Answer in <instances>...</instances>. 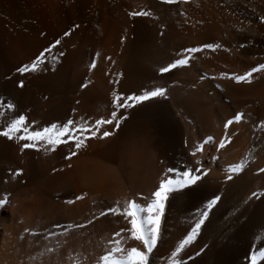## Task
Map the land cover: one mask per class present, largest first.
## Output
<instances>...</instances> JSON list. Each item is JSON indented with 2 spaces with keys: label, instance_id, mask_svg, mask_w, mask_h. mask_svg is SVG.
Masks as SVG:
<instances>
[{
  "label": "bare ground",
  "instance_id": "6f19581e",
  "mask_svg": "<svg viewBox=\"0 0 264 264\" xmlns=\"http://www.w3.org/2000/svg\"><path fill=\"white\" fill-rule=\"evenodd\" d=\"M41 52L36 71H17ZM156 87L163 96L112 104ZM0 105V131L18 115L29 132L123 116L78 150L0 136V264L144 251L122 213L134 201L145 215L160 181L184 170L200 179L163 201L147 264H264V0H0Z\"/></svg>",
  "mask_w": 264,
  "mask_h": 264
},
{
  "label": "snow or ice",
  "instance_id": "6c2138e0",
  "mask_svg": "<svg viewBox=\"0 0 264 264\" xmlns=\"http://www.w3.org/2000/svg\"><path fill=\"white\" fill-rule=\"evenodd\" d=\"M164 3H174L175 0H163ZM130 15H149V13L140 11L130 13ZM69 33L65 32L64 35L67 36ZM43 35V34H42ZM59 44L60 41L57 40L55 42ZM206 47H212V45H206ZM48 49H45V52ZM187 51L195 52L197 51L195 48L189 49ZM44 56V52H41L35 60L30 65H25L17 69L20 73H25L29 71H36L37 65L43 63L42 57ZM188 63V58L183 57L175 60L172 63L167 64V66L161 67L159 72L161 74L169 72L171 69L177 66H184ZM250 74H246L244 76H236L233 79L237 81H243L248 78ZM18 87H23V81H20ZM83 87V85H82ZM165 89L163 87H156L150 91L144 92L142 95H129L127 97H117L112 100V104L114 107H118L121 109H127L132 107L134 104L149 100L150 98H154L157 96H163ZM3 105H0L2 107ZM8 109L11 110L13 108L12 104H9ZM111 119H96L93 124L89 125L88 121H82L81 123H76L73 119H68L66 122L58 125L56 123H52L47 127L29 132L28 127L25 125V116L18 115L15 119H12L7 126L0 131V136L7 137L8 139H13L14 137L19 140H27L28 143L22 145V148H32L36 147L40 142L45 143L53 148L56 145L65 142L63 138H67V140L72 141L75 149H80L85 141L90 137H95L97 131L100 130L102 125H110L115 123L117 126L120 124V119L123 118L121 115L120 118H117V112H111ZM236 120H240L241 117L239 114L235 117ZM228 123H231L229 121ZM227 126V125H226ZM24 133L23 135L17 136V133ZM79 133V135H76ZM111 135L110 131H103L101 138L108 137ZM72 155H75V151L72 152ZM237 169H233V171H237ZM168 172H174V169L169 168ZM20 174V170L17 169L13 175L18 176ZM200 179L199 175H193L190 171L184 170L181 172L180 177L173 180L171 178L167 180H161L158 188L151 193L153 197L152 202L146 205V214L143 216H138V212H143L144 209L139 208V206L134 201H129L127 204L126 210L122 213V215L126 217H130V225H131V234L132 237L143 243L144 251H140L136 247H131L127 250V255L122 256L119 259L113 258L111 253H108L105 257H102V260L106 262V264H147L148 261V253H150L154 246L157 243L158 234H159V225H160V214L163 211L164 203L168 198V193L178 192L180 189H183L189 185L194 184ZM80 199V197H77ZM216 200H212L207 205L210 208L213 204H215ZM5 201L0 200V205H4ZM71 203V201H69ZM108 212H112V208L107 209ZM103 214V213H102ZM207 211H204L201 214V218L196 221L195 226L192 231L188 233V235L181 241V243L176 247L175 251L172 253L174 258L177 257V254L181 252L183 247L189 243L195 234V232L200 228L201 223H203V217L207 216ZM121 231H124L123 229ZM113 251H123L122 249H114ZM261 256H264V252H261ZM251 264H257V258L255 254L250 257ZM172 264H179V260L174 259Z\"/></svg>",
  "mask_w": 264,
  "mask_h": 264
}]
</instances>
